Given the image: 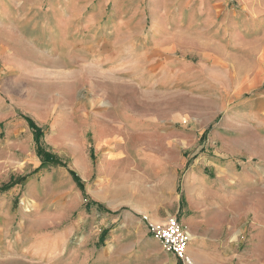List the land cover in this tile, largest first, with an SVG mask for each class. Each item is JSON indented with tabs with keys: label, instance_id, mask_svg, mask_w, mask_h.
Instances as JSON below:
<instances>
[{
	"label": "rangeland",
	"instance_id": "374dc122",
	"mask_svg": "<svg viewBox=\"0 0 264 264\" xmlns=\"http://www.w3.org/2000/svg\"><path fill=\"white\" fill-rule=\"evenodd\" d=\"M24 1L27 5H39L45 12L53 4L64 3L63 0H6L4 3L0 0V10ZM182 1H76L87 10L81 14L83 19L78 22V28L72 30L73 36L93 44L94 56L99 54V46L95 45L98 42L120 41L131 46L139 43L137 71L133 70L132 62L125 67L100 70L95 60L86 75L77 70H54L51 51L45 52L41 65L18 58V61L0 60V187L23 178L19 185L0 194V264H37L35 247L47 243L48 248L55 238L59 243L55 245L51 260L60 259L58 264H83L94 260L96 264L101 259L96 243L101 233L100 221L93 218L92 226L84 227L86 212L83 206L92 201L106 207L115 201L126 203L121 209H131L132 202H138L132 189L141 180L139 176L135 180L128 178L130 164L127 159L118 158L119 150L140 147L161 155L177 167L179 181L190 158L205 150L208 153L223 150L222 145L208 142L207 136H211L218 120L230 114L233 104L223 95L219 99L213 81L227 88L235 79L239 83L255 72V63L264 53V42H254L253 28L264 29V0H254L249 5L241 0L211 1L195 16L198 24L205 22L202 44L196 39H179L174 43V61L184 60L188 69L177 66L172 74L160 76L156 65L161 62L156 58L164 57V47L154 46L152 40L156 32L178 15L187 19L191 12L180 8ZM27 14L31 22L38 13L21 16ZM39 14L43 23L29 32L43 40L46 49L51 48V38L58 36L57 15ZM233 22L238 25L235 36L230 31ZM21 27L16 28L18 31L25 29ZM9 36L8 30L0 31L1 39ZM100 52L109 59L117 55V50L109 45ZM12 62L17 63V68L5 69L4 64ZM256 91L260 89L243 94L233 103L247 99ZM222 100L226 102L225 108H221ZM24 118L43 131L44 147L66 163L67 169L44 167L38 170L40 161L33 133ZM134 119L140 120L135 127L132 125ZM150 132L153 137L144 135ZM136 133L138 135H134ZM166 144H173L179 152H171ZM231 150L243 153L239 146ZM69 171L76 175L81 186ZM119 183L128 186L125 193L123 187L121 193L116 192ZM261 200L260 193L237 195L231 200L229 211L222 209L220 217L222 237L224 222L229 226L228 249L215 257L203 255L195 262L186 248L185 254L191 264H264ZM141 215L146 228L133 226L128 233L118 232L113 236L121 238L120 243L125 245L121 254L131 256L133 245L138 244L143 253L136 257L137 264H184L172 254L160 251L159 243L149 240L151 227L174 219L189 243L192 236L180 214L166 217L160 214L159 221L147 214ZM132 258L130 264L134 262ZM107 262L119 264L118 257H110Z\"/></svg>",
	"mask_w": 264,
	"mask_h": 264
},
{
	"label": "crops",
	"instance_id": "0c3cea01",
	"mask_svg": "<svg viewBox=\"0 0 264 264\" xmlns=\"http://www.w3.org/2000/svg\"><path fill=\"white\" fill-rule=\"evenodd\" d=\"M5 1L3 0V3ZM59 1L57 0V2ZM76 1L63 0V4L56 5L52 3L53 5L46 12L39 5H27L25 1L1 9L0 31L8 30L11 36L5 37V39L0 38V60L18 61L21 59L31 63L36 61L37 65H41L39 63L45 61V52L51 51L54 70H77L80 74L86 75L95 60L100 70L125 67L132 62L133 70L137 71L141 52L139 43L131 46L120 41L113 44L98 42L95 45L99 46V54L94 56L95 48L93 44L73 36L74 31L72 30L78 28V22H82L83 19L81 14H85L87 10L85 5L77 4ZM211 1L213 0H183L180 8L184 12H191L186 17L187 19L183 20L181 15H178L175 20L166 23L161 31L155 33L156 37H153L152 40L155 43L154 46H163L162 51L165 52L164 57L157 56L158 52L156 55L157 61L161 62L156 65L158 75L172 74L177 70V66L188 69L189 66L183 63L184 60L177 59L174 61L172 57L173 52L176 50L174 43L179 39L187 41L196 39L199 42L201 41L202 44L205 37V22L198 24L195 16L198 12H202ZM241 1H245L244 3H247V5L251 4V1L255 2L254 0ZM219 2H222V0ZM35 12L38 14L31 22H28V14L21 16L24 13L33 14ZM39 13L57 15L58 36L54 35L51 38L52 47H48L50 49L45 48L43 40L32 36L29 32V29L33 31L37 29L39 24L43 23V20L38 18ZM19 25H22L21 28L25 29L18 31L19 28L16 27H19ZM230 25H232L230 31L235 36L238 25L235 22ZM219 28L222 29L223 27L220 26ZM253 33H255L254 42H264V29L254 27ZM107 45L111 46L113 50H117L115 59L104 57V53L100 52V50L107 49ZM71 63L75 65L71 66ZM17 66L16 62L4 64L5 69L8 71L15 70ZM255 66L256 69L252 76L244 78L239 83L235 79L234 83L232 82L227 88L213 81V87L218 93L219 99L223 95V98H228L229 102L233 104V107L230 108V114L223 120H218L211 136H207L208 142L222 145L223 150L211 153L205 150L192 159L190 158L188 167L181 175V181H179L177 167L169 164L167 159L165 160L161 155L140 147L118 151V158L127 159L128 164H130L128 178L135 180L139 176L141 180V183L132 189L133 197L138 198V202H132L131 209H121L122 202L111 201L110 205H105L106 207L99 206L92 201L84 202L86 203L83 206V210L86 212L84 227L89 228V226H92L93 218L100 221L101 233L97 237L96 243L99 244L101 259L96 264H108L107 261L110 257H118L119 264H130L129 259L133 257L134 262L132 264H137L136 257L139 258L138 255L143 253L140 250L141 245H133L131 256H127L121 254V248L125 246L124 243H120L121 238L114 239L113 236L118 232H125L126 234L133 229V226L143 225V228H146L145 223L141 220V214H147L152 220L159 221L160 214L166 217L169 214L179 213L182 223L189 229L192 236L187 249L195 262H198L203 255L215 257L225 253L228 249L229 241L226 237L229 234V226L228 223L224 222L225 231L224 237H222L220 230L223 220L220 217L222 209L229 211L230 201L237 195L251 196L260 193L262 195L261 205L264 211V53L258 58ZM234 76L237 77L236 72ZM257 89H260V91H256L247 99L233 103L235 99L243 94ZM221 105V108H225L226 102L222 100ZM139 124L140 120L134 119L132 125L135 127ZM134 135H138V133ZM144 135L148 138L154 136L151 132ZM163 135L166 136L167 134ZM166 146L171 152H179L173 144H166ZM236 146H239L243 153L231 150L232 147L235 148ZM242 154L246 156H242ZM241 158L249 159L245 162L242 161L241 164L239 161ZM145 180L148 183H145ZM122 182H124V179ZM154 185H159V187L155 188ZM122 187L123 193H125V188L128 187L125 183H119L116 192L121 193ZM262 218L264 219V217ZM143 233H145L144 230ZM213 236L218 237V239ZM149 240L155 244L159 243L153 237H150ZM58 243L59 239L55 238L48 248H46L47 243L36 246L33 251L39 259L36 263L58 264L60 259L57 261L56 258L50 259L51 254L55 253V245H58ZM52 250L53 252H51ZM160 251L163 252V248ZM70 253L71 251L68 256ZM83 264H95V262L91 260V262Z\"/></svg>",
	"mask_w": 264,
	"mask_h": 264
},
{
	"label": "built area",
	"instance_id": "2783aa9c",
	"mask_svg": "<svg viewBox=\"0 0 264 264\" xmlns=\"http://www.w3.org/2000/svg\"><path fill=\"white\" fill-rule=\"evenodd\" d=\"M150 232L152 237L161 244L164 251L172 254L184 264H191L185 254L188 239L174 219L167 220L162 226L151 227Z\"/></svg>",
	"mask_w": 264,
	"mask_h": 264
},
{
	"label": "trees",
	"instance_id": "16d2710c",
	"mask_svg": "<svg viewBox=\"0 0 264 264\" xmlns=\"http://www.w3.org/2000/svg\"><path fill=\"white\" fill-rule=\"evenodd\" d=\"M26 121L28 127L32 130L33 133V140L36 145V155L40 161L39 169H42L44 167H61L67 169L66 163H64L62 160H60L57 156L54 154H51L43 145L42 138H43V131L36 127V125L28 118H24ZM69 174L71 175L72 179L78 183L79 186H81L80 182L78 181V178L76 175L69 171ZM23 179V178H21ZM15 180L14 182L11 181L6 185H3L0 187V194L5 193L12 189L14 186L19 185L23 180Z\"/></svg>",
	"mask_w": 264,
	"mask_h": 264
}]
</instances>
